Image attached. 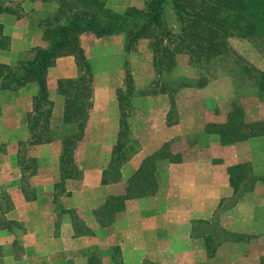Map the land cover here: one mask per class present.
<instances>
[{"label":"crops","instance_id":"crops-1","mask_svg":"<svg viewBox=\"0 0 264 264\" xmlns=\"http://www.w3.org/2000/svg\"><path fill=\"white\" fill-rule=\"evenodd\" d=\"M132 4L117 0L109 7L121 12ZM58 6L57 0H0L2 33L9 37L0 47V63L12 66L25 57L23 51L46 46L42 20L53 19ZM101 37L80 34L79 40L84 47ZM77 70L72 54L57 57L47 69L52 107L37 142L29 129L37 83L3 88L0 77V264H218V254L223 255L220 264H237V255L240 261H251L254 252L262 257L264 178H250L244 188H252L236 198L243 188L231 183L228 168L250 161L252 172L264 175V148H252L246 139L220 143L206 132L197 135L199 146H182V137L201 125L192 118L188 127L184 121L169 124L164 102L150 108L154 117L144 118L152 132L111 168L121 107L115 99L105 106L100 97L74 149L77 169L65 172L63 137L54 129L75 122L62 123L65 103L57 81L76 77ZM168 143L169 151L182 156L169 158L163 150ZM146 162L149 172L143 169ZM219 210L223 226L245 237L208 245Z\"/></svg>","mask_w":264,"mask_h":264},{"label":"rangeland","instance_id":"rangeland-1","mask_svg":"<svg viewBox=\"0 0 264 264\" xmlns=\"http://www.w3.org/2000/svg\"><path fill=\"white\" fill-rule=\"evenodd\" d=\"M100 1L96 0V2H91L88 0L85 2H87V5L89 2L92 8L96 9ZM102 1H106L105 6L109 7L111 3L117 0ZM123 1L126 3L130 0ZM131 1L134 5L128 6L139 8L143 6L144 2V0ZM120 7L124 9L125 5ZM14 10H16L15 13L17 15L22 14L19 8L14 7ZM51 18L50 16L45 17L42 22L47 25L49 21L53 20ZM164 18L170 28L178 31L179 22L176 19L175 12L170 3L165 5ZM46 37L48 38V33L46 34L44 32L43 38L45 41L47 40ZM99 40L96 43L87 42L82 47L92 66L94 75L93 99L91 100L92 107L100 97L103 100L101 102L105 106L114 99L118 103L121 100V103H119L122 105L121 119L119 122L120 130L117 133L118 138L115 141V150L112 155V164L110 165L111 168L119 167L117 165V156L126 158L139 148L141 136L144 138V135L152 132L151 125L148 123L145 124L144 118L154 117L151 114L152 110L150 108L158 106L159 103L164 102V104L168 105L166 116L168 115L167 120L169 124L184 121L188 127L189 123L193 124L190 120L192 118L195 120L196 125H201L199 130L187 132L182 137V141L178 138L182 146L198 145L197 135L203 132L212 134L213 138H217L222 143L218 132L214 131V129L218 131L228 129V131L241 130L242 132H248L252 127V123L264 119V97L259 93L254 79L250 76L252 73L249 74L248 72L242 71L240 65L233 59L235 56L232 57L227 53H222L212 57L208 62H204L203 65H198L197 62L190 60L187 54L173 52L170 55H166L165 58L163 57L164 59H168L169 62L171 61V65L169 67H163V69L157 72V69L153 65V50L148 37L139 38L128 49L125 48L126 36L124 32L102 35ZM228 42L234 53L243 59L241 62L252 65L254 68L252 72L264 69V44L259 39L251 36L233 35L228 38ZM172 46H170L171 49ZM29 49L23 51L25 52L23 56L27 57L31 54ZM129 78L130 83L126 82ZM118 87H121L120 99L117 96ZM111 90L112 96L109 95ZM59 94L61 93L59 92ZM234 108H238V112H235L237 114L234 115V118L236 117L238 123L242 122L236 126H233L228 119V114L231 111L233 112ZM132 120H134V124L131 123ZM63 122H66L64 118L62 120ZM247 124H249V128ZM86 126L87 122L83 136L87 132ZM202 127L205 130H201L203 129ZM76 131V123L66 128H59L58 125L54 129L55 134H60L63 139L66 136H70L66 137V140L74 138L73 136ZM109 132H113L112 127H110ZM83 136L80 140L83 139ZM112 136L111 134L110 137ZM202 138V141H209V139L203 136ZM245 139L248 140L254 149L259 148L261 150L264 148V135L262 134L252 135ZM183 141L185 142L184 144ZM28 142L26 141L24 144L25 149L29 151L31 144ZM78 142L79 140L77 144ZM168 148H170L169 143L165 145V149L163 150H165L164 153L169 152V158L175 159L182 156V154L180 155L177 152L169 151ZM177 148L179 147L177 146ZM186 150L189 151L190 155L192 152L194 154L193 149ZM160 152L158 153L160 154ZM180 152H182V149H180ZM70 158L68 162L73 163L77 167L75 150L71 151ZM65 159L68 160L69 155ZM29 160V158H24L25 164H30ZM149 160L151 161L152 159L149 158ZM148 162L143 167L146 170L145 172H149L152 167L151 165L148 166L150 164ZM243 166V173L247 179H244V177L242 181H238L236 183L238 188L242 189L245 185H250V176L264 178L262 173L257 175L252 172L253 168L250 161L243 163ZM238 177L237 174L236 178L239 179ZM243 182H245L244 185H242ZM221 212L222 210H219L214 217L217 225L211 229L213 236L211 237L212 239L208 240V245H215V242H219L220 244L226 241L227 238H230V236L239 239L246 235L237 231H231L223 226L220 217ZM218 255L216 260L220 264L223 255ZM258 258H262L261 264H264V255L259 257L256 252L252 255L251 261H240L241 259L238 255L235 261L237 264H244V262L245 264H254L255 261H258Z\"/></svg>","mask_w":264,"mask_h":264},{"label":"trees","instance_id":"trees-1","mask_svg":"<svg viewBox=\"0 0 264 264\" xmlns=\"http://www.w3.org/2000/svg\"><path fill=\"white\" fill-rule=\"evenodd\" d=\"M57 1L58 11L44 29V32L48 33V44L32 47L30 55L19 59L12 66L0 63V77L3 88L14 89L28 81L37 83L38 89L32 98L33 119L29 124L32 139L37 142L41 140L38 133L47 128L46 122L52 107L46 83L47 69L61 55L74 56L78 75L62 77L57 81L58 91L64 97V121H73L77 126L74 138L63 139L62 161L65 172L67 167L77 169L68 161L71 159V151L83 136L93 99L94 75L80 43V34L102 36L124 32L126 49L139 38L148 37L153 50V65L157 72L171 65V61L164 58L173 52L187 54L189 59L198 65H203L214 56L227 53L235 56L233 59L242 71L252 73L250 76L264 97V69L252 72V65L241 62L243 59L234 53L228 42L230 36L238 35L257 38L264 44V0H144L142 7L128 6L121 12L105 6L102 0L96 9H93L89 2L87 5L85 1L88 0ZM167 3L171 4L179 22L178 31L170 28L165 21L164 10ZM8 43L9 37L2 33L0 24V47H5ZM126 82L130 83V78ZM120 93L121 87H118L119 99ZM233 110L228 114L229 122L233 126L240 125L242 122L238 123L236 117L234 118L238 108ZM247 125L249 128V124ZM214 131L218 132L222 143H231L256 134L264 135V119L252 123L248 132L228 129ZM68 155L67 160L65 158ZM124 158L117 156V165L120 166ZM243 168L240 163L228 168L231 183L235 187L240 178L242 179ZM78 172L77 170L76 173ZM237 174L239 179L236 178ZM250 178L254 181L258 177ZM251 188L252 186L243 188L236 198ZM113 198L119 200L122 197Z\"/></svg>","mask_w":264,"mask_h":264}]
</instances>
